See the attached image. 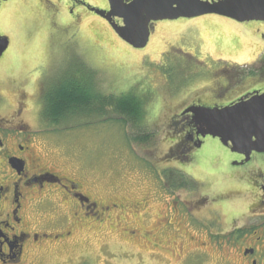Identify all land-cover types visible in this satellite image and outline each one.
Masks as SVG:
<instances>
[{
	"label": "rangeland",
	"instance_id": "rangeland-1",
	"mask_svg": "<svg viewBox=\"0 0 264 264\" xmlns=\"http://www.w3.org/2000/svg\"><path fill=\"white\" fill-rule=\"evenodd\" d=\"M87 2L91 7H103L102 0ZM8 3L11 8L0 18V35H9L13 45L10 55L0 59V81H31L44 74L53 87L65 77L75 76L78 81L81 72L87 75L83 72L87 68L92 73L91 89L94 92L116 99L134 96L143 113L139 129L124 125L121 117L109 109L106 117L78 116L44 133L39 150L53 166L67 173L79 172L106 199L125 198L142 203V206L136 212L115 215V220L107 227L83 230L77 233L75 240L53 246L41 253L38 264H183L192 252L193 244L184 237L180 245L179 237L164 235L161 228L171 204L167 207L164 200L156 197L145 204L157 172L165 167L168 176L174 172L165 161L180 160L187 165L183 169H191L196 180L186 175V187L166 196L178 201L179 205L186 201V206L188 203L192 206V202L200 198L208 199L205 210L214 206L210 203L214 199L230 197V190L239 188L238 184H243V191L248 190L253 195L258 174L251 171V174H237L236 180L244 176L246 181L235 183L225 163L230 156L229 148L218 139L208 138L202 149L185 159L184 149L177 144L184 132L175 117L194 100L196 95L191 92L200 82L198 77L194 78L189 92L185 86L186 71L199 73L196 60L205 57L188 58L182 52L209 50L212 60L224 56L246 60L252 55L253 43L243 37L238 27L212 14L158 21L148 46L134 49L100 18L86 11L75 18L66 12L51 19L43 9V5L47 6L43 0H10ZM212 25H217L222 32L215 39L217 45L210 44L207 29ZM234 37L241 40L242 49L235 51L232 48V53L224 49V54L219 53V44L233 41ZM81 90L85 95L86 92ZM5 93L8 95V91ZM7 97V104L13 105V94ZM35 110L28 116L32 126L38 121ZM9 111L7 108L0 115L6 116ZM132 137L146 139L141 143ZM170 165L176 163L170 162ZM249 199L242 201L241 208H233L228 202L222 205V210L228 213L225 226H229L231 216H240L248 210ZM135 231L134 239L126 235ZM155 243L162 248L154 249ZM185 264H195V261ZM206 264L216 262L209 260Z\"/></svg>",
	"mask_w": 264,
	"mask_h": 264
},
{
	"label": "flooded vegetation",
	"instance_id": "flooded-vegetation-1",
	"mask_svg": "<svg viewBox=\"0 0 264 264\" xmlns=\"http://www.w3.org/2000/svg\"><path fill=\"white\" fill-rule=\"evenodd\" d=\"M0 1V18H2L10 12L11 5L8 3L10 0ZM24 1L28 2V0ZM43 1L47 4V6L43 5V9L51 19L53 16L59 18L66 12L74 17L82 14L83 11L100 18L92 11L93 8L110 11L108 0H102L103 7H91L87 0ZM51 8L55 12H52ZM213 15L233 27H238L243 37L253 43L251 45L253 51L246 60H240L238 56H224L212 60L209 58L212 55L209 50L202 52L194 49L192 53L182 52L188 58H196L198 55L205 57L196 60L197 66L200 67L198 76L194 72L186 71L184 79L189 92L192 91L194 78L198 77L200 82L191 92L196 95L194 100L175 117V122L184 132L181 141L177 144L184 149L185 159L192 156L196 150L202 149L206 140L211 138L197 135L192 114L184 115L185 110L194 106L210 109L226 108L264 93V22L244 21L243 23L223 15ZM100 19L111 28L106 19ZM116 22L119 25L123 24L119 19H116ZM158 23H153L152 28ZM111 29L114 32L113 28ZM208 29L210 44L217 45L215 39L221 36V30L217 25H212ZM114 33L116 35V32ZM2 37L9 38L10 46L0 59L9 54L13 45L9 35ZM228 41L219 44V53L224 54V49L227 52L230 50V53L232 48L235 51L242 49L240 39L234 37L233 41ZM83 72L87 75L84 76L81 72L80 80L84 82L87 79L91 84L92 77L86 72V68ZM76 81L75 76L65 77L52 87L49 84L51 81L44 74L31 81L21 79L0 81L3 87V89L0 87V113L7 108L10 110L6 116L0 115V264H38L41 253L50 250L53 246L75 240L77 233L83 230L107 227L115 220V215L132 213L134 210L136 212L142 206V203H133L125 198L106 199L94 185H89L79 172L67 173L56 168L39 150L44 133L72 119L59 121L48 115L49 97L53 94L54 87L65 86L68 83L75 85ZM7 91L8 95L5 93ZM91 93L95 96L92 89ZM10 94L15 97V103L11 106L7 104V96ZM33 110L36 111L38 121L32 126L28 116ZM227 152L230 156L225 163L229 166L228 174L234 178L235 183L246 181L244 176L236 180L243 172L251 174V171L258 174L253 195L248 190L243 191L241 188L243 184H238L239 188L230 190L228 194H232L230 197L214 199L210 202L214 206L209 210H205L208 208L206 207L208 199L200 198L192 202V206L189 203L186 206V201L179 205L178 201L166 196L171 195L176 189H184V186H181L183 181L179 179L177 172L193 179L194 175L191 169H183L187 165H183L177 159L165 161L169 163L167 164L169 169L174 170L171 171L172 174L168 176L167 167L159 170L156 181L149 186L147 193L149 198L145 204L150 203L149 199L153 198L151 202L154 201L155 197L164 200L167 207L171 204L170 210L167 208L168 211L162 219L163 234L179 237L180 245L184 237L193 244V250L188 258L182 261L183 264L190 260L195 261V264H206L209 260H214L216 264H264V152H254L248 162L241 154L233 153L230 149ZM170 162H175L176 165H170ZM197 181L199 183V180ZM248 197H250L248 210L243 211L240 216L235 214L231 216L229 226H225L228 213L222 210L224 208L222 205L228 202L233 208H241L244 204L242 201ZM136 234L137 231L126 235H131V239H134ZM153 248L162 247L155 243Z\"/></svg>",
	"mask_w": 264,
	"mask_h": 264
},
{
	"label": "water",
	"instance_id": "water-1",
	"mask_svg": "<svg viewBox=\"0 0 264 264\" xmlns=\"http://www.w3.org/2000/svg\"><path fill=\"white\" fill-rule=\"evenodd\" d=\"M6 1V0H5ZM110 11L93 8L106 19L114 32L134 49H145L151 39L152 24L158 21L190 19L216 14L244 21L264 22V0H108ZM1 4V1H0ZM119 19L123 22L119 25ZM10 46L9 38L0 36V57ZM192 114L197 135L218 139L231 152L246 157L264 152V93L226 108L196 107Z\"/></svg>",
	"mask_w": 264,
	"mask_h": 264
},
{
	"label": "trees",
	"instance_id": "trees-1",
	"mask_svg": "<svg viewBox=\"0 0 264 264\" xmlns=\"http://www.w3.org/2000/svg\"><path fill=\"white\" fill-rule=\"evenodd\" d=\"M88 74L89 69L86 68ZM91 86L87 79L76 81L75 85L70 83L65 86H57L53 89V94L49 97V106L48 115L51 116L54 120H65L68 118H76L78 116H89L96 115L99 117H106L108 114L107 110L111 109L112 112H115L123 120L124 125H132L134 128L141 126L143 121L141 113V106L136 102L134 96H123L114 98L112 95H100L98 92L91 93ZM86 94H82V90ZM90 89V90H89ZM81 90V91H80ZM82 92V93H81ZM143 126V125H142ZM133 140L144 142L145 137L137 138L132 137ZM179 179L183 181L181 186L186 187L187 176L181 172H177Z\"/></svg>",
	"mask_w": 264,
	"mask_h": 264
}]
</instances>
